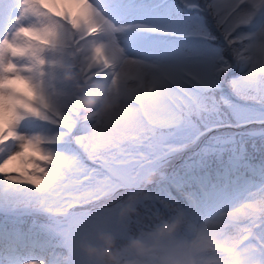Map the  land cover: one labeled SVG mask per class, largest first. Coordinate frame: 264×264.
I'll list each match as a JSON object with an SVG mask.
<instances>
[{
	"label": "snow or ice",
	"instance_id": "snow-or-ice-1",
	"mask_svg": "<svg viewBox=\"0 0 264 264\" xmlns=\"http://www.w3.org/2000/svg\"><path fill=\"white\" fill-rule=\"evenodd\" d=\"M101 229L123 264H264V0H0V264Z\"/></svg>",
	"mask_w": 264,
	"mask_h": 264
},
{
	"label": "clouds",
	"instance_id": "clouds-1",
	"mask_svg": "<svg viewBox=\"0 0 264 264\" xmlns=\"http://www.w3.org/2000/svg\"><path fill=\"white\" fill-rule=\"evenodd\" d=\"M97 99H99L98 93L81 101L80 106L86 111L90 110ZM129 212H131L130 209L125 210L124 214L127 215ZM179 226V222L167 224L154 234V239L157 243L163 242L166 238L171 237ZM124 247L130 254L137 256H144L149 250L148 246L139 239L127 242ZM79 249L88 258L90 264H123L117 239L114 235L102 229L97 231L95 241L82 240ZM193 264H195L194 261Z\"/></svg>",
	"mask_w": 264,
	"mask_h": 264
},
{
	"label": "trees",
	"instance_id": "trees-1",
	"mask_svg": "<svg viewBox=\"0 0 264 264\" xmlns=\"http://www.w3.org/2000/svg\"><path fill=\"white\" fill-rule=\"evenodd\" d=\"M257 147H259V142L258 141H257ZM248 148H249V152L253 151L252 147H251V143L249 144ZM254 155H256L257 162H258V157H259L260 153L256 152V153H254ZM181 162H182V158H177V159L172 161V166H178ZM41 219H43V218H41Z\"/></svg>",
	"mask_w": 264,
	"mask_h": 264
}]
</instances>
